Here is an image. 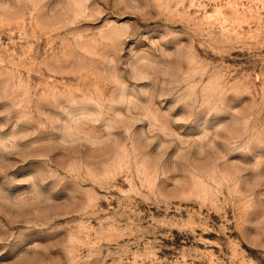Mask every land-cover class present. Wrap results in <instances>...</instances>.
I'll return each instance as SVG.
<instances>
[{
    "label": "rangeland",
    "instance_id": "rangeland-1",
    "mask_svg": "<svg viewBox=\"0 0 264 264\" xmlns=\"http://www.w3.org/2000/svg\"><path fill=\"white\" fill-rule=\"evenodd\" d=\"M0 264H264V0H0Z\"/></svg>",
    "mask_w": 264,
    "mask_h": 264
}]
</instances>
